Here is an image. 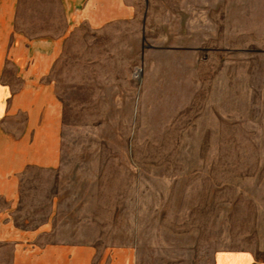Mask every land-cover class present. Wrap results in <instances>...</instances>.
I'll use <instances>...</instances> for the list:
<instances>
[{
  "label": "rangeland",
  "instance_id": "rangeland-1",
  "mask_svg": "<svg viewBox=\"0 0 264 264\" xmlns=\"http://www.w3.org/2000/svg\"><path fill=\"white\" fill-rule=\"evenodd\" d=\"M106 29L72 38L51 74L55 237L130 242L133 264L264 250V0H141L135 22ZM32 172L15 216L27 229L50 203Z\"/></svg>",
  "mask_w": 264,
  "mask_h": 264
},
{
  "label": "crops",
  "instance_id": "crops-1",
  "mask_svg": "<svg viewBox=\"0 0 264 264\" xmlns=\"http://www.w3.org/2000/svg\"><path fill=\"white\" fill-rule=\"evenodd\" d=\"M141 0H0V246L11 264H133L130 242L62 241L52 215L63 165L62 103L55 65L72 38L135 22ZM95 33V34H94ZM42 173L48 216L32 229L15 221L21 183ZM37 171V172H36ZM59 186V187H58ZM210 264H264V250L219 248Z\"/></svg>",
  "mask_w": 264,
  "mask_h": 264
}]
</instances>
